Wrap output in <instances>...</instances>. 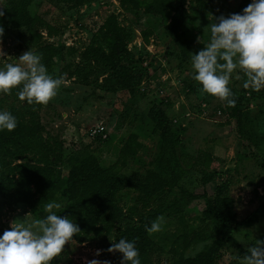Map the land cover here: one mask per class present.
Here are the masks:
<instances>
[{
  "label": "trees",
  "instance_id": "trees-1",
  "mask_svg": "<svg viewBox=\"0 0 264 264\" xmlns=\"http://www.w3.org/2000/svg\"><path fill=\"white\" fill-rule=\"evenodd\" d=\"M35 1L0 0V10L4 12L0 17L3 36L12 30H24L26 50L39 54L41 63L54 78V71L61 63L58 73H65L67 78L81 85H89L91 76L103 75L98 84L101 89L120 90L128 96L129 103L119 117L132 130L122 140L116 160L103 164L91 143L80 141L67 151L60 134L46 130L40 115L43 105L21 101L17 95L19 89H13L11 94L1 93L0 112L7 111L15 116L17 127L11 132L0 130V204L7 207L23 204L40 218L47 215L44 211L47 203L63 200L56 214L67 216L81 229L72 241L93 242L115 229L117 242L121 238L135 242L141 264H157L153 255L161 248L145 226L150 227L161 215L181 220L190 203L202 200L200 224L197 227L184 224L179 233L173 234L168 250L172 260L168 264H218L224 250L237 244L235 232L240 226L234 214V199L228 194V182H218L210 194L206 191V185L221 176L224 162L208 149H199L196 155L185 150L182 135L167 112L168 100L151 101L141 106L147 96L141 84L148 81L151 74L147 65L144 68L137 65L143 60H139L128 44L133 29L139 32L145 45L149 44L156 29H161L176 46L180 64L191 65L192 54L203 47L197 40L201 29L195 24L194 13L204 11L219 17L225 14L205 0H117L122 12L136 14L132 28L121 24L111 12L88 42L76 48L51 41L61 34L62 28L52 23L50 16L47 18L48 10L32 12ZM41 1L55 7L62 4L77 9L94 0ZM250 3L252 0H238L228 16L243 14ZM73 54L78 60L66 61L65 56ZM228 87L236 98V105L229 107L223 101V110H217L236 123L238 153L256 158L264 142V132L258 133L256 125L248 124L251 119L249 104L260 95L264 96V89L256 92L242 88L239 91L233 83ZM200 111L202 113V107ZM212 114L217 115L216 110ZM147 122L151 126L150 134L156 138V146L148 162L143 163L137 153L143 147L139 142L140 129ZM92 139L105 142L108 136L102 138L98 134ZM129 160L140 163L142 168H129ZM193 174L198 175L201 192L182 185L184 179ZM128 195L129 203H122L123 197ZM263 215L264 202L246 220L252 223ZM199 243L202 246L197 252L186 255ZM237 247L240 256L234 260L243 261L248 250L239 244Z\"/></svg>",
  "mask_w": 264,
  "mask_h": 264
},
{
  "label": "rangeland",
  "instance_id": "rangeland-1",
  "mask_svg": "<svg viewBox=\"0 0 264 264\" xmlns=\"http://www.w3.org/2000/svg\"><path fill=\"white\" fill-rule=\"evenodd\" d=\"M229 17V13L235 9L238 0H205ZM48 12L47 18L56 26L62 28L60 35L52 37L56 44L79 48L87 43L91 35L96 31L105 17L114 12L121 24L132 28L135 13L125 14L120 9L117 0H94L77 9H69L65 5L57 7L45 1L36 0L31 6L32 12ZM216 15H207L204 11L194 13L195 24L201 29L198 41L205 45L211 39V26L216 23ZM27 34L24 30H12L0 38V69H4L7 63L18 64L19 56L26 52ZM128 48L142 62L137 65L151 74L148 81L141 86L147 91L141 106L145 107L151 101L160 102L168 100L170 107L168 114L173 120L174 127L182 135L185 150L196 155L199 149H208L224 162L220 177L206 185V191L210 194L213 187L221 181L228 182V194L234 199V214L240 226L235 232L237 244L248 250L257 242L264 241V215L252 223L246 220L251 213L264 202V142L257 151L256 158H250L238 153L239 141L236 123L228 119L222 112L213 115L217 108L223 110V101L208 94H202L200 85L195 80L190 84L193 76L192 65L182 66L179 61L176 46L165 37L161 29H156L154 36L148 45H145L137 30L133 29L132 39ZM201 49V50H202ZM66 61H77L76 54L65 56ZM147 65V66H146ZM62 63L55 69V78H63V85L57 95L47 105H43L40 111L41 120L51 133L60 134L68 151L77 146L78 142L91 143L96 148L101 162L109 164L116 160L118 149L122 140L132 128L121 122L120 113L124 112L129 103L128 96L123 91L108 92L101 89L103 75L90 77L89 85H81L73 78H67L66 74H59ZM96 76V79H95ZM237 77H240L239 79ZM247 78L237 69L231 77L237 90H242ZM191 85V86H189ZM1 98V93H0ZM206 103L208 116H202L201 106ZM248 124L256 125L258 133L264 132V96L255 98L249 104ZM228 122V124L226 123ZM95 125H103L108 139L99 142L89 135L90 128ZM150 123L144 124L140 129L139 142L143 146L137 153L139 159L146 163L154 152L156 138L150 134ZM129 168L141 167L140 163L129 160ZM182 185L189 190L201 192L202 187L198 182V175L187 176ZM130 195L123 197L124 202L129 203ZM63 200L56 203L63 206ZM203 209L202 200L193 201L183 212V219L178 217H166L163 229L151 235V238L161 250L157 251L153 258L157 264H168L172 257L169 247L173 234L181 231L184 224L197 227L200 224L199 213ZM59 209H54L56 212ZM37 218L23 204L7 207L0 204V236L5 230H10L12 223H31ZM181 221V222H180ZM115 239V229L104 237L93 241L76 243L71 241L65 245L60 257L55 258L52 264H87V261L96 259L101 262L118 264L121 261V253L108 252L107 249ZM237 244L229 245L223 252L218 264H239L235 257H239ZM202 243L192 246L186 255L197 252ZM97 250H102L96 255ZM242 264V261H241Z\"/></svg>",
  "mask_w": 264,
  "mask_h": 264
},
{
  "label": "clouds",
  "instance_id": "clouds-1",
  "mask_svg": "<svg viewBox=\"0 0 264 264\" xmlns=\"http://www.w3.org/2000/svg\"><path fill=\"white\" fill-rule=\"evenodd\" d=\"M4 12L0 10V17ZM210 32L211 39L204 49L191 56L193 79L202 85V94H208L235 107L236 98L228 87L232 74L239 69L247 78L245 89L259 92L264 89V0H252L243 14H231L215 19ZM4 34L0 26V38ZM18 64L7 63L0 69V93L17 95L29 105H47L63 85V78L48 73L41 56L26 51L18 58ZM238 79L240 77H237ZM17 119L10 112H0V130L13 131ZM61 205L49 202L44 206L47 215L31 223H12L10 230L0 236V264H52L60 257L66 244L81 232L77 224L67 216L57 215L54 209ZM165 218L158 216L151 226H145L149 235L163 229ZM102 250H97L99 255ZM108 252L122 253L121 264H141L134 241L121 238L113 242ZM242 264H264V241L248 249ZM87 264H110L96 259Z\"/></svg>",
  "mask_w": 264,
  "mask_h": 264
},
{
  "label": "built area",
  "instance_id": "built-area-1",
  "mask_svg": "<svg viewBox=\"0 0 264 264\" xmlns=\"http://www.w3.org/2000/svg\"><path fill=\"white\" fill-rule=\"evenodd\" d=\"M201 107H202V113H201L202 116H206L207 115V111H205V109L207 107L206 103H203ZM216 114L217 115L221 114L219 109L216 110ZM104 130L105 129H104L103 125H95L94 127L90 128L89 135L91 136V138H93L95 135L101 134L102 138H105L106 133Z\"/></svg>",
  "mask_w": 264,
  "mask_h": 264
},
{
  "label": "crops",
  "instance_id": "crops-1",
  "mask_svg": "<svg viewBox=\"0 0 264 264\" xmlns=\"http://www.w3.org/2000/svg\"><path fill=\"white\" fill-rule=\"evenodd\" d=\"M168 111V110H167ZM170 115V114H169Z\"/></svg>",
  "mask_w": 264,
  "mask_h": 264
}]
</instances>
